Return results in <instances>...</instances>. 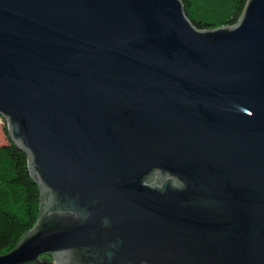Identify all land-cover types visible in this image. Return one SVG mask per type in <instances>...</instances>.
I'll list each match as a JSON object with an SVG mask.
<instances>
[{
	"label": "water",
	"instance_id": "obj_1",
	"mask_svg": "<svg viewBox=\"0 0 264 264\" xmlns=\"http://www.w3.org/2000/svg\"><path fill=\"white\" fill-rule=\"evenodd\" d=\"M0 118L40 190L0 264H264V0H0Z\"/></svg>",
	"mask_w": 264,
	"mask_h": 264
},
{
	"label": "trees",
	"instance_id": "obj_2",
	"mask_svg": "<svg viewBox=\"0 0 264 264\" xmlns=\"http://www.w3.org/2000/svg\"><path fill=\"white\" fill-rule=\"evenodd\" d=\"M198 29L233 25L246 0H181ZM6 130V127H4ZM40 190L30 176L27 156L7 136L0 144V254L10 251L37 221Z\"/></svg>",
	"mask_w": 264,
	"mask_h": 264
},
{
	"label": "rangeland",
	"instance_id": "obj_3",
	"mask_svg": "<svg viewBox=\"0 0 264 264\" xmlns=\"http://www.w3.org/2000/svg\"><path fill=\"white\" fill-rule=\"evenodd\" d=\"M4 127H5V120L0 118V144L6 142L8 136L7 130H5ZM154 181L157 182L156 179ZM50 257L48 256L49 260L54 261V257L52 255H50Z\"/></svg>",
	"mask_w": 264,
	"mask_h": 264
}]
</instances>
